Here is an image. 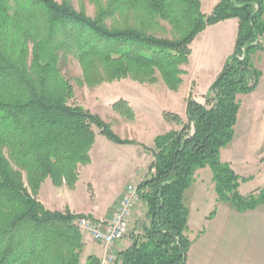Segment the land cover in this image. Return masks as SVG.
I'll return each mask as SVG.
<instances>
[{
	"label": "trees",
	"instance_id": "1",
	"mask_svg": "<svg viewBox=\"0 0 264 264\" xmlns=\"http://www.w3.org/2000/svg\"><path fill=\"white\" fill-rule=\"evenodd\" d=\"M89 1L98 8L95 19L69 0H0V264H81L76 216L47 210L35 195L47 178L55 187H74L78 166L90 164L94 127L116 145L135 144L98 116L68 105L73 92L59 70V54L78 61L88 87L126 78L153 84L159 73L176 92L194 39L210 26L237 20L234 51L206 104L189 98L186 124L178 115H163L181 129L153 140L149 175L137 186L146 220L117 254L118 264H186L192 240L184 193L200 170H211L217 203L239 213L264 205V188L242 196L240 185L248 179L220 157L234 139L238 96L252 93L262 76L253 56L264 53V0H220L208 15L200 0H104L105 9L103 0ZM118 16L126 19L123 26H116ZM159 21L172 28L171 39L150 34ZM112 108L134 119L127 102ZM87 264L99 261L89 257Z\"/></svg>",
	"mask_w": 264,
	"mask_h": 264
},
{
	"label": "rangeland",
	"instance_id": "2",
	"mask_svg": "<svg viewBox=\"0 0 264 264\" xmlns=\"http://www.w3.org/2000/svg\"><path fill=\"white\" fill-rule=\"evenodd\" d=\"M55 1L60 3L62 0ZM69 1L77 12L83 11L92 19L97 17L98 8L89 0ZM212 2L214 3L216 0H201L203 5V7L201 5V10L203 8V11L207 12L211 8L209 5L213 4ZM102 8H106L104 0ZM105 21L108 26L112 25V20L109 18H106ZM125 22L126 19L120 16L115 20L116 26H123ZM216 25L210 26L203 35L197 36L190 45L189 62L183 66L185 71V74L182 75L183 82L176 92H171L166 88L159 73H156V82L153 84H141L126 78L88 87L83 83L82 70L78 61L72 56L59 54V70L71 85L73 92L72 97L68 100V105L81 107L98 116L121 140L135 143L126 144L134 146L133 152L132 148L118 147L94 127L96 138L91 154L93 161L90 157V164L78 166V180L74 187L68 188L66 185L55 187L47 178L35 195L36 200L47 210L59 213L69 211L70 214L76 216L74 224L82 235L84 245L80 254L81 264H87L89 257L97 259L99 264H103V261H106L105 264H118L114 251L115 245L123 240L131 244L132 239L141 234V224L146 220V211L140 200L131 206L127 235L123 240L115 242L108 248L96 240L90 231H86L85 227L81 229L80 221L84 220L92 225L107 224V221L112 220L117 209L121 207L127 192L132 188L137 191L138 184L149 175V168L153 162L151 149L155 137L181 129V126L176 123L165 121L163 117L165 113L178 115L182 123L186 124L185 107L188 99L192 98L202 105L206 104L207 92L215 81L212 82V79L217 78L221 73L225 61L233 51V35L230 32L232 30H229L228 26ZM172 32V28L166 22L159 21L155 29L149 33L158 38L171 39L173 37ZM253 59L256 68L263 74L256 92V96L263 100L264 53H256ZM238 99L241 109L235 126L234 142L221 150L220 157L221 161L228 163L235 173L240 174L243 178L248 177L246 178L248 180L241 184L239 190L242 196H247L264 188V163L261 166L260 161H258L259 154L264 152V112L263 106L259 105L261 99L254 104L251 101L253 99L244 95L238 96ZM120 100L127 102L132 109L133 120H127L113 110V104ZM144 147L149 150H145ZM262 160L261 162H263ZM21 174L24 187L30 193L26 176L24 172ZM196 177L199 178L196 186L203 188V194L199 195V199L195 200L194 203L200 212H203L205 204L210 202L209 199H207L208 202H205L204 198H208L211 192L214 194V191L211 190L213 187L211 170L209 168L200 170ZM123 182L126 183L125 190L119 194L117 191ZM193 187L192 185L184 196V204L188 208L189 200H191V198L189 199L190 191L195 188ZM41 189H43L45 197L51 196L56 208L62 207L63 210L47 208L38 198ZM67 205L72 206L73 210L77 208L81 211H88V213L71 212ZM113 207L115 209L111 214ZM100 215L104 217L100 218ZM89 241L94 242L101 250L100 259L90 253V249L87 248Z\"/></svg>",
	"mask_w": 264,
	"mask_h": 264
},
{
	"label": "crops",
	"instance_id": "3",
	"mask_svg": "<svg viewBox=\"0 0 264 264\" xmlns=\"http://www.w3.org/2000/svg\"><path fill=\"white\" fill-rule=\"evenodd\" d=\"M218 2L219 0H216V2L214 3L212 2L213 4L212 5L210 4L211 6L209 5V7H211L209 8L210 10L208 9L207 12H204L202 8L201 12L205 15H208ZM200 4H201V0H200ZM216 26H228L229 30L230 29L232 30L230 32H232L233 35V51H234L235 39L238 28L237 20H227L224 22H220ZM208 29L209 27L206 28L204 32H206ZM204 32L199 36L203 35ZM262 77L259 80L258 86L260 84ZM215 79L216 78H213L212 82ZM258 86L254 90V92L244 95L246 97L253 99L251 100L253 102L252 104L256 103L259 99H261V97L256 96ZM261 102L259 103V105L263 106V112H264V99L263 100L261 99ZM233 142L234 139L232 143ZM116 146L125 147L128 149L132 148V152L134 150L133 149L134 146L132 145H116ZM93 148L90 152V157L93 152ZM263 156H264V152H261L258 156L259 159L258 161H260L259 163H261V166L264 163L261 162ZM91 161H93L92 157H91ZM238 175L240 177H243L240 174ZM249 178L251 179V177ZM198 182H199V178L196 177V181L193 184L195 188L193 187L194 189H192L193 191H190L191 193L189 195V199L191 198V200H189V208L185 205L189 210L188 227L190 234L188 233V235L189 238L192 240V245L188 251V255L186 259V264H264V205L259 206L255 211L239 213L234 209H232L228 204L217 203L215 193L213 194L211 192V195L208 198L207 197L204 198L205 202L207 201V199H209L210 202H208L209 201L208 200L207 201L208 203L205 204V209L203 210V212H200V210L196 206V203H194L195 200L199 199V195L203 194L202 193L203 188L200 186H196ZM125 186L126 183L124 182L121 183L119 185V190L117 192L121 194L122 191L125 190L124 189ZM42 190L43 189H41L38 198L47 208L58 211L63 210L62 207L60 209L56 208L55 204L53 203L54 200L51 198V196L45 197ZM211 190H213V187ZM185 194L186 193H184V196ZM68 207L70 211L74 213H78V214L88 213V211H81L78 210L77 208L73 210V208H71L72 206H68ZM144 208L146 211L145 206ZM114 209L115 208L113 207L112 209L113 211L111 212V214H113ZM214 210H215L214 216L211 219H208L209 215ZM103 217H104L103 215H100V218ZM200 232L202 233L200 234ZM87 245H88L87 248L90 249V253L95 255L96 258L100 259L101 250L98 248V246L92 241L87 242ZM129 246L130 244L126 243L125 240L118 242L115 245V250H114L116 256L120 251L126 249Z\"/></svg>",
	"mask_w": 264,
	"mask_h": 264
},
{
	"label": "built area",
	"instance_id": "4",
	"mask_svg": "<svg viewBox=\"0 0 264 264\" xmlns=\"http://www.w3.org/2000/svg\"><path fill=\"white\" fill-rule=\"evenodd\" d=\"M138 200L139 197L136 189H130L112 220L107 221L108 223L105 225H92L81 220V229H84L85 227L86 231H90L96 240H99L107 248L110 247L115 242L123 240L127 235L131 217V206H133ZM105 262L106 261H103V264H105Z\"/></svg>",
	"mask_w": 264,
	"mask_h": 264
}]
</instances>
